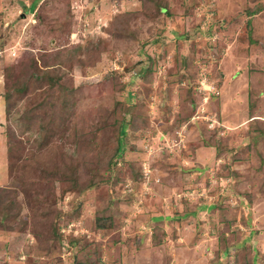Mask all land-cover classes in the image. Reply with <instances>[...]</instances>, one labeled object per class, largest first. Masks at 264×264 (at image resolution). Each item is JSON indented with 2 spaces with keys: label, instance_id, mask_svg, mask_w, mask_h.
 Wrapping results in <instances>:
<instances>
[{
  "label": "rangeland",
  "instance_id": "374dc122",
  "mask_svg": "<svg viewBox=\"0 0 264 264\" xmlns=\"http://www.w3.org/2000/svg\"><path fill=\"white\" fill-rule=\"evenodd\" d=\"M32 1L0 0V264H264V0ZM112 109L143 126L106 164Z\"/></svg>",
  "mask_w": 264,
  "mask_h": 264
},
{
  "label": "trees",
  "instance_id": "16d2710c",
  "mask_svg": "<svg viewBox=\"0 0 264 264\" xmlns=\"http://www.w3.org/2000/svg\"><path fill=\"white\" fill-rule=\"evenodd\" d=\"M39 0H33L32 1V8L33 6H35V4L38 2ZM147 0H142V3H146ZM148 2H151V0H148ZM35 58H33V60L31 61V64H33ZM28 61L22 62L21 65L18 66H25L27 65ZM17 67V66H16ZM16 67H13L12 69H10V73L8 76L9 81H14L17 80L19 77L18 75L21 73H18L15 77L13 76L12 72L15 70ZM38 68V67H37ZM42 71L43 70H39L38 73L40 75H42ZM44 73V72H43ZM33 74V72H31V75ZM14 78V79H13ZM51 79H53V76L51 77ZM53 89V86H51V90ZM67 92H71L72 95L74 96V98L77 95V91L79 90L78 86L75 88H67L66 89ZM11 88L8 87V90L6 92V96L7 98L11 95L10 94ZM66 92V93H67ZM65 98H67L66 95H64ZM113 110V109H112ZM116 111L113 110L112 113H108L100 115L99 113H96L95 115L91 116V123L90 125L93 126L92 128V132L95 134L93 139L97 140L98 136H101L100 141L102 142L103 147L101 148L100 151H104L106 153H108L109 155L107 156V163L106 164H111L116 163L115 158L117 156H119L123 150V137L124 135L127 133V129H133L134 127H137L135 124L136 120H139V118H137L139 116V114H135L131 117V119L126 118L123 115H115ZM53 116H56V112L54 113ZM185 117V116H184ZM179 121H181L183 118H180V116H178ZM178 121V123H180ZM138 122V121H137ZM147 125V124H146ZM138 126H143V124H140ZM104 131V135H101L100 132ZM132 176L135 179H140L142 178V173L139 172L137 174L134 175V173L132 174ZM104 213L100 212L98 213L97 217H96V225L98 227H104L105 224H102L103 220L105 219V216H103Z\"/></svg>",
  "mask_w": 264,
  "mask_h": 264
}]
</instances>
